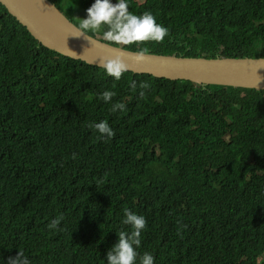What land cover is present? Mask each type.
Instances as JSON below:
<instances>
[{"label": "trees", "instance_id": "trees-1", "mask_svg": "<svg viewBox=\"0 0 264 264\" xmlns=\"http://www.w3.org/2000/svg\"><path fill=\"white\" fill-rule=\"evenodd\" d=\"M49 1L74 25L95 2ZM128 4L169 36L123 46L89 35L132 52L264 58V0ZM118 102L126 110L111 112ZM104 120L111 139L87 127ZM125 209L146 218L137 252L155 264H264V91L116 81L46 49L0 4V264L18 251L31 264H107Z\"/></svg>", "mask_w": 264, "mask_h": 264}, {"label": "water", "instance_id": "water-1", "mask_svg": "<svg viewBox=\"0 0 264 264\" xmlns=\"http://www.w3.org/2000/svg\"><path fill=\"white\" fill-rule=\"evenodd\" d=\"M7 13L26 28L31 37L46 49L98 68L100 59L122 57L133 74H146L171 81H186L197 86H224L264 91V58H186L148 54L140 62L131 52L93 38L75 37L74 25L49 0H0ZM103 69V68H102ZM260 83L256 87L257 76Z\"/></svg>", "mask_w": 264, "mask_h": 264}, {"label": "clouds", "instance_id": "clouds-1", "mask_svg": "<svg viewBox=\"0 0 264 264\" xmlns=\"http://www.w3.org/2000/svg\"><path fill=\"white\" fill-rule=\"evenodd\" d=\"M86 11L87 18L78 19V25L74 26L75 37L83 36L92 44H95L96 41L89 33L94 35L101 31L105 41L123 46L141 45L146 42L162 43L169 36V29L157 23L155 16L150 11H145L141 15L133 14L129 10L128 0H117L115 4L111 0H95ZM148 54V48H141L136 53L137 61H144ZM257 63L264 65V59L257 60ZM99 67L103 68L106 74L116 81H119L122 75L129 71L128 63L120 56L100 59ZM259 83L260 78L257 76L256 87ZM131 87L136 89L135 81ZM139 88L141 90L139 95L143 97L146 90L150 88V84L143 81L139 84ZM115 95V92L106 90L99 96V99L108 103ZM125 110L126 105L120 102L113 104L110 109L113 113ZM87 127L99 133L98 138L111 139L115 136V132L106 120L90 123ZM124 217L122 224L128 226V230L121 229L117 232L118 242L108 250L107 264H155L152 254L145 252L140 255L137 252V248L141 245L142 232L147 226L146 218L143 215L132 213L128 209L124 210ZM63 219L64 217L61 215L53 219L47 227L50 230H56ZM7 264H31V262L23 251H18L15 257H9Z\"/></svg>", "mask_w": 264, "mask_h": 264}, {"label": "rangeland", "instance_id": "rangeland-1", "mask_svg": "<svg viewBox=\"0 0 264 264\" xmlns=\"http://www.w3.org/2000/svg\"><path fill=\"white\" fill-rule=\"evenodd\" d=\"M138 3H141L143 0H136ZM111 2L113 3V4H115V3H117V0H111ZM60 7H61V5H60ZM257 91H263V90H257ZM225 140H228V137H225ZM127 228H128V226H127ZM115 234H117V232L115 231L114 233H113V237H112V240H114V235Z\"/></svg>", "mask_w": 264, "mask_h": 264}]
</instances>
